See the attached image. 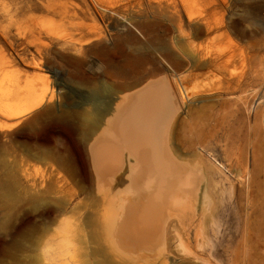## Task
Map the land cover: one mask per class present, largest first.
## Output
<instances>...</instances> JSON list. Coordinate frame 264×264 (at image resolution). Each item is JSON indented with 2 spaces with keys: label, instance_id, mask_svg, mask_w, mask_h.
<instances>
[{
  "label": "bare ground",
  "instance_id": "obj_1",
  "mask_svg": "<svg viewBox=\"0 0 264 264\" xmlns=\"http://www.w3.org/2000/svg\"><path fill=\"white\" fill-rule=\"evenodd\" d=\"M176 1L137 0L136 5H155L174 16V34L186 36L184 41L181 38L183 43L175 39L156 45L157 36L148 35L153 25L145 22L134 23L144 40L119 24L108 39L110 46L102 32L92 37L96 42L84 35L71 42L80 51L124 54L121 62L113 64L118 81L106 84L107 100L82 112H57L53 107L55 91L48 67L54 39L50 17H46L47 25H37L36 18L31 21L32 11L25 19L31 21L29 34L16 30L19 42L10 41L2 32L7 49L2 62L26 68L22 73L16 71L0 92V130L5 137L16 131L22 135L20 190L22 196H30L34 217L33 221L23 218L22 227L32 222L37 234V264H174L176 251L181 253L177 264L198 260L214 264L216 235L226 245L232 242L227 237L231 222L225 218V209L218 213L213 203L225 182L231 188V179L204 152L211 154L218 144L226 151L233 124L237 132L245 124L250 100L259 99L260 108L264 104V0H247L244 15L214 25L215 21H207L204 9L196 13L186 9L184 16ZM225 4L226 0H208V10ZM26 6L28 12L42 10L48 15L52 11L51 0ZM245 20L253 26L244 27ZM221 29L224 36L230 32L245 41L244 47L232 49L236 45L232 41L227 51L221 46L214 50L215 43L212 49L218 36L213 32L220 34ZM125 43L132 48L154 43L167 66L136 73L140 56L124 52ZM240 57L248 58L250 69L240 74L235 70V74L230 65ZM28 69L41 71L44 77ZM81 81L89 83L92 77ZM258 113L254 112V119ZM44 132L50 134L45 137ZM246 178L239 192L247 195L253 212L264 213V172L256 168ZM10 189L7 181L5 190L10 193ZM256 222H251L250 215L236 220L234 230L241 236L236 241L235 260L239 247L258 229Z\"/></svg>",
  "mask_w": 264,
  "mask_h": 264
},
{
  "label": "rangeland",
  "instance_id": "obj_2",
  "mask_svg": "<svg viewBox=\"0 0 264 264\" xmlns=\"http://www.w3.org/2000/svg\"><path fill=\"white\" fill-rule=\"evenodd\" d=\"M27 1L29 2V0ZM31 1L32 0L27 3L26 0H0V64L2 65L0 66V92L4 90V88L11 80H13L16 75V71L20 72L22 68L23 71L26 70V68L23 66H12L4 64L2 62V60L5 59L4 56H6H3V54H7L6 43L3 40L2 32H4L3 35L8 36L9 40L10 38H12L10 41L19 42L20 39L19 36H17V32H21V35H28V26H30L29 22H35V20L37 19L38 21L36 20L35 24L47 25L48 21L46 20V17H50L49 25L52 28V37L54 39L53 48L49 55L50 59L48 67L51 69L50 83L55 91L53 107L57 112L66 110L67 112L75 113L82 112L85 109L91 110V107H93V103L106 101L108 98L106 92V84L108 85L118 81L114 74L113 64L114 62H121L124 59V54L122 52H119V54H117L118 52L116 54L113 53L112 55L107 53L97 54L96 52L77 50L71 43L77 37L84 35V39L90 38L91 41L94 40L96 42V38H93L95 37L96 33L98 34L102 32L104 36H107H105V39L103 38V40L106 41L108 45L110 43V41L108 40L109 37L116 30L115 26L124 24L132 31L134 30L133 32L139 37L140 40H144V37L141 35L142 32H140L141 29H138L134 25V23L145 22L153 25V31H151L152 29L149 30L148 35L150 36L151 34H154L157 36V39L154 40L156 45L162 42L167 43L171 40L175 41V39L178 41L180 40L179 42L183 43L182 39L183 41L184 39H187L186 36L182 38L178 33L177 36H180L179 39L175 35L177 32V29L175 28L177 20L173 18L174 16L167 14L164 10L162 11L161 9H158L157 7H155V5H150V7L144 3L139 7L138 5H136L137 0H51L52 11H50L48 15H46L47 13L44 14L46 11L44 12L42 10H36V12H34L35 10H30L29 13L27 11L26 5H29L30 3L41 4L45 2V0ZM160 1L162 2L166 0ZM183 1L184 0H177L176 2L179 8L183 10L182 13L184 16L186 15V9L191 12H198L201 11V9H204L207 21L208 18L213 22L215 21L214 23L208 21L209 24L213 23L212 25H214L218 24L219 22H228L234 18H240L241 15H244L245 10L243 5L247 0H226L225 6L211 7V10L213 11L208 10L210 9L208 0H203V2L200 0ZM185 2L187 3V5L185 4ZM17 10H23V12L20 11L19 13V11ZM32 11L33 15L31 16L34 19H31V21L28 20L27 22V20L25 19H28L30 17ZM165 15H169V17L171 18L168 19V17ZM222 18H224L225 20H223ZM170 20H173V22ZM245 21L242 23V25L244 24V27L247 26L248 28H251L253 26V22L251 20ZM45 22L47 24H45ZM251 22L252 25L250 24ZM20 28L21 31L19 30ZM23 30H25V32ZM222 30L223 29H221V31ZM215 32L216 31L213 32L215 36L218 35L217 39L215 40L218 41L220 45L216 43V41H213L211 46L215 43V49L213 48V46L211 48L214 50H220L221 47L222 50H229L230 48H232V46L230 47L229 44H234L235 42L236 45H234L232 49H237L238 51V49H241V47H244L243 45H245V41L240 42L238 39H236L237 37L230 32V35L228 33L227 35L225 34L226 36L222 34L223 31L220 32V34L219 31L218 33ZM213 33L212 35H210L211 37L214 36ZM221 34L223 37L220 36ZM220 40L222 41V43L220 42ZM228 40H231V42L229 43ZM224 41L228 42V46H224L227 45ZM155 44H143L144 46L141 45V47H136L138 48V50L136 48H132V46L128 45L127 43L123 45V49L126 48L124 49L126 50L124 52L130 54L135 53L140 56V62L138 64L139 66L137 65L135 68L137 72L134 70L136 73H144L146 71L154 70L157 66H167L165 60H163L162 57L158 54L157 47L159 45L156 46ZM216 44H218L219 46H216ZM85 47L87 48V46ZM30 53H32V50H30ZM240 58L235 59L237 60V62L235 63V67H238L237 69L233 66V62H235V60L231 63V71L233 70L232 72H236L237 74H240L241 72H249L250 61H248V58L245 57H242L241 59ZM238 60L240 61L238 62ZM15 67L17 70H15ZM238 70L239 72H237ZM23 71H21L20 73H22ZM33 72L34 70L28 69V73ZM35 72V74L44 77V75H42L44 74L43 72ZM87 76L92 77V81L89 83H82L81 79ZM258 100L259 99L257 98L254 100H250V105L248 104V107H250L249 110L247 109V111H245V124L241 128V132H237V124H233L232 127H235L233 128L235 132L232 129L233 132L228 142V148L230 150L227 148L226 152L221 147H219L218 144L213 148V152H210L211 154H207V152H204V156L208 157L215 166L217 164V167H220V169L223 170L225 174L231 179V188L230 185L225 182L226 184H223L224 189L222 188V191L218 190L220 194L217 191L218 194H216L218 196L216 194H214L213 196L215 211H218L219 213L222 208H224L225 211H222L223 213H226L225 218L229 219L231 222V230L227 232V237H230L232 240V244L229 243L226 245V242L222 240V238H220L219 234L216 235L214 243L215 254L213 256L214 264H264V213L261 211H257L256 213L253 212L254 207L250 202L247 204V197H245L246 194L244 195L239 192V190L244 187L243 183L247 182L248 178L246 177H249L251 172H253L256 168L258 171L260 170L261 173L264 172V104L260 108L257 105ZM256 110L261 112L258 113V116L256 115L257 119L260 117V120L258 119L259 121H257V119H254V115L256 114V112H258ZM255 121L256 123L254 124ZM256 124L257 126H255ZM236 132L238 136H236ZM260 132L261 135H259L258 137V133ZM49 134L50 132H44L42 135L47 137ZM240 136L243 139L240 138ZM21 140L22 135L20 132L16 131L10 137H5L3 135V131L0 130V264H37V234L34 231V228H32L33 225L30 224L32 222H30L27 226L22 227L23 218H32L33 221L34 217L32 212L31 200L29 199L30 196H22L20 190V153L18 146ZM234 141L236 144L233 143ZM241 143L244 144L241 146ZM217 147H219L220 150H218L219 148L217 149ZM241 176L244 177L245 180L244 178L242 180ZM7 181H9L11 184L10 193L5 190V183ZM252 186L253 183L249 187V193H251V196L253 195V192H251L253 189ZM248 195L250 196V194ZM249 215L251 222L257 221L256 226L258 229L255 232H252L250 241H247L246 244L239 247V255L235 260L236 241L239 239V236H241V233L235 232L234 225H236V220L238 218L242 220L244 217ZM217 221V223H222V220H219L218 218ZM217 225L218 224H215V227H218ZM25 231H31L32 234L23 233ZM225 246H227L228 248ZM224 247L227 248L229 252ZM180 256V251L174 252V264L178 263ZM196 264L205 263L202 260H198Z\"/></svg>",
  "mask_w": 264,
  "mask_h": 264
}]
</instances>
